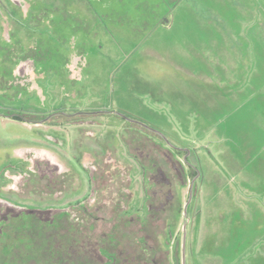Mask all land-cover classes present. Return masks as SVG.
<instances>
[{
	"label": "rangeland",
	"instance_id": "obj_1",
	"mask_svg": "<svg viewBox=\"0 0 264 264\" xmlns=\"http://www.w3.org/2000/svg\"><path fill=\"white\" fill-rule=\"evenodd\" d=\"M4 27L8 36L3 37ZM60 29L67 39L73 35L85 41L88 52H93L91 79L82 87L66 85L65 89L58 80L47 81L44 94L34 92L23 99V106L48 117L58 110L73 114L117 109L130 119L140 118L148 126L157 127L165 139L149 135L162 148H153L136 132L132 140L131 134L126 135V128L131 126L127 121L102 116V112L53 116L43 125L0 117V168L12 167L14 150L28 145L48 147L75 168L91 153H100L104 167L100 177H106L105 172L115 163L119 164V174L110 183L107 178L104 183L101 179L104 185L98 195L100 203H96L99 211L93 206L97 222L76 214L85 219V226L94 223L95 229L83 235L90 236L92 243L111 232V216L121 212V206H114L119 196L107 184H116L115 189L118 186L121 190L126 174L132 189L129 212L133 224L128 225L130 217L123 215L128 224L124 219L118 221L116 231L127 254H140L135 240L150 235L156 263L264 264V0H186L175 12L163 0H24L22 5L15 0H0V47L13 35L28 53L37 44L44 46L51 36L56 47L55 35ZM18 48V44L12 45L8 51L18 53ZM68 55L50 53L41 65L61 73ZM1 64L11 67L9 62ZM112 71L113 84L109 85ZM141 87L152 91H133ZM108 89L117 96L110 107L105 106ZM1 103L18 108L16 102ZM125 139L136 142L131 151ZM101 141L112 151V163H103L109 154L102 151ZM166 149L173 152L185 171L183 185L174 181L175 173L163 171L175 183L172 191L179 198L180 208L171 219L163 213L158 226L142 228L149 180L148 172L133 155L146 163L148 157L163 162ZM77 170L80 178L73 180L65 193L47 194L40 183L21 186L19 197L1 195L26 209L60 211L89 195V177ZM111 199L114 201L104 202ZM41 217L51 219L53 215ZM24 221L32 224L27 235H33L34 241H40L38 249L45 250L34 249L29 257L22 252L24 258H10L39 264L38 260L49 255L46 248L54 242L63 243L66 230L52 229V233L36 217L22 219L21 225ZM59 224L62 227L64 221ZM142 254L145 260L139 256L131 264H146L153 259L148 252ZM54 258L59 259L57 254ZM65 258V264H76L75 258Z\"/></svg>",
	"mask_w": 264,
	"mask_h": 264
},
{
	"label": "flooded vegetation",
	"instance_id": "obj_2",
	"mask_svg": "<svg viewBox=\"0 0 264 264\" xmlns=\"http://www.w3.org/2000/svg\"><path fill=\"white\" fill-rule=\"evenodd\" d=\"M23 2L24 0H15V3L18 5H22ZM25 8L26 7H23V10L26 13ZM52 20L54 19H50V22H52ZM52 26L51 28H54V25ZM4 36H8V30L6 27H4L3 37ZM55 36L57 43L56 47H54L53 38L51 36L49 42H47L44 46H39L37 44V47L30 53H28L27 47L23 46L22 43L16 39V36L13 35V37H10L9 39H6L7 37L4 39L2 43L3 46L0 47V62H9L11 67H6L2 64L0 65V117L9 118L20 122L43 125L50 117L53 116L73 117L77 114L98 115L102 112V116L115 118L119 117L127 121L131 125L126 128L127 137L132 135L133 137H131V139L134 140V137H137L135 132L137 134L139 133L140 137L143 136L144 138H147V141L152 143L153 148L160 150L162 148L161 145L157 143L156 140H151L152 137L149 135L152 133L162 140L165 139L157 127L152 128L148 126V124L145 121H142L140 118L130 119L127 114L117 109L113 110L112 108H106L105 110L95 112L84 111L73 114H68L62 110H58L53 112L48 117L44 114L40 115L42 113L39 111L37 112L27 110V108L23 106V99L27 98V96H32L34 92H39L41 95L44 94L43 84L47 81L58 80L61 84L64 83L62 88L65 89L66 85H70L71 87H75V85L81 86V84L83 85V82H89L91 79L89 78L90 68L92 66L90 65V59L93 58L92 56L94 55L93 52L92 54L88 52L89 47L86 46L87 43L85 41L78 40L77 36L72 37L73 35H70V37L67 39L64 36V31L61 29ZM16 44L19 46L18 53H9V47ZM31 46L34 47V44ZM50 53H69V55L64 59V66L61 73L60 71L58 72L41 65V63L47 62ZM130 58L131 57H128V60H130ZM125 62L126 61H124V63ZM113 75L114 73L112 71L109 74V85L113 84ZM116 82L118 83V79ZM24 94L26 95L24 96ZM105 95L107 96L105 106H112L117 96L115 97L112 89H108ZM4 100L11 103L16 102L18 108H13L11 105L2 104L1 101ZM42 100L43 103H46V96H43ZM43 103L42 105H44ZM137 106L142 105L141 103H138ZM2 107L5 108L4 112H1ZM142 109L145 110L144 108ZM143 113L146 114L145 111H143ZM138 141L139 139L137 142ZM124 143L129 151H131V149L136 145L135 141H132L131 143L128 142L127 139H125ZM99 144L101 145L102 151L105 150L106 152L107 150L109 154L107 157L105 155V160L103 163H112L114 158L111 157L112 151L110 152V148L103 144L102 141ZM137 150H139V147H137ZM164 151V156L162 157L164 163L161 162L160 159H152L150 157H148L149 161L146 163L132 154L145 170V172H148L147 179L149 180V188L147 190V194L149 200L146 203L147 214L145 218H141L140 225L142 228L149 227L151 224L157 225L159 222H161V219H163V213L168 215V219L173 218L177 215L180 208L179 198L177 197L175 191H172V186H174L175 183L171 182L169 178L166 177L167 175L165 176L163 171L166 172L167 170L168 173H175L176 178L174 181L179 183V185H183V183L186 181L184 179L185 171L183 169V165L178 159L175 158V155L171 150L166 149ZM131 153H133V151ZM13 156L14 165L12 167L8 168V166H6L0 168V264H25V262L22 263L21 259H14V257L10 258V256L22 258L21 256L23 250L38 249V244L35 242L24 243L21 241L20 237L21 234H23V227L21 223L22 219L25 218L23 215H31L32 217H36L37 219H41L48 223V221H53L54 217H56L58 214H62L61 216L64 217L66 232L67 230L70 232L72 229L84 234L92 232L95 229L94 223H90L89 227H87L85 226V219L76 214H83L84 218H92V220L94 219L93 222H97L94 217L93 206L95 207L94 210L96 212L99 211L100 208L96 206V203H100L98 200V195L103 187L102 185H104L102 184L101 179L103 180V183L105 178H107V181L109 180L107 183H110L112 179L114 180L115 176L116 179H118L117 175L119 173L117 172V167H119V164L115 163V169L112 167L111 171L105 172L106 177L101 178L100 175L104 172V167L101 162L102 157L100 156V153L95 155L91 153L92 157L89 156L83 158L82 161H79V168H75L72 164H67L66 160H62L55 151L45 146L28 145L18 147L14 150ZM15 170L16 173H14ZM76 170L78 172L84 171L87 173L90 182L89 195L84 197L76 204L64 207L60 211H55V209L52 208L44 210L36 208L26 209L21 204H19L18 201L15 202L5 197V194L7 193H9V195H16L19 197L22 188L21 186L28 188V186H36L40 183L45 188V192L47 194L51 192L57 194L62 192L65 193L66 189L69 188L70 183L73 182V180H78L80 178V174L78 173L77 175ZM100 170L101 172L98 177ZM128 177L129 175L124 174L125 186L121 190L118 186L115 189L114 186H116V184L114 186L107 184L108 186L113 187L114 190L111 187L110 190L115 191L117 196H119L115 199L116 201L114 206H121L120 213L126 217H130L132 215L129 211L131 207L130 202L133 200L132 189L130 188V177ZM1 192L5 194L1 195ZM111 201L114 200H105L104 202L108 204ZM117 203L120 204L117 205ZM43 214H51L53 217H51V219H44L41 217ZM111 217L115 218L116 216L113 214ZM130 219L131 223L133 224V218L130 217ZM112 230L113 229L111 227V231ZM151 244L150 235H145L141 243L137 242V246L140 248L144 247L143 249H145L146 252L150 249L155 250L154 245ZM60 245L67 248L68 250L72 246L76 247L75 243L70 242H66V244H57L56 246L59 247ZM108 246V243L103 244L98 242H80L79 245H77V248L84 250V252L87 249H94L96 250L95 253L101 258L102 253L100 250ZM37 262H39V260Z\"/></svg>",
	"mask_w": 264,
	"mask_h": 264
},
{
	"label": "trees",
	"instance_id": "obj_3",
	"mask_svg": "<svg viewBox=\"0 0 264 264\" xmlns=\"http://www.w3.org/2000/svg\"><path fill=\"white\" fill-rule=\"evenodd\" d=\"M186 1V0H163L164 4H166L169 9L172 11V12H175L180 5H182V3ZM109 19H111L109 17ZM118 20V19H117ZM116 24V23H115ZM120 24H121V21H120ZM129 75V74H128ZM136 76V75H135ZM137 79V78H136ZM121 81L124 83H128L130 84V82H127V81H124L123 78H121ZM134 85V84H133ZM143 85V84H142ZM144 88V87H143ZM141 87V89H136V90H133L135 92H140V93H143V94H150L151 91L150 89L147 87V89H143ZM120 214V216H119ZM116 215L115 218H113V226H112V231L111 232H108V233H104L99 240H96V242L98 243H103V244H107L108 243V247L106 248H102V250H100V252L102 253V257L100 258V256L98 254H96V250H90V249H87L85 250H82V249H78L77 248V245H79L80 242H87V243H92V238L90 236H83L84 234H81V232H78V231H75V230H70V232H65V234H63V243L66 244V242H70V243H75L76 244V247L75 246H72L70 247V249L68 250L67 248L65 247H62L61 245L58 247L56 246L57 244H63V243H60V242H54V246H49V248H46V249H49V255L46 256V258L44 260H39V264H65L66 262V258L65 256L67 257H73L75 258V263L76 264H82L81 262H83V264H101V261L107 263V264H117L118 262H128V263H132L131 261L135 262L139 259V256L143 257L144 260H145V257H144V254L142 253H145L146 250L143 249V248H140V254H138L137 256H133V255H130V254H127L126 253V250L122 249V246L124 243H121L120 240L118 239V232L116 231L117 228H118V221H122L124 219L123 215H121V213H119ZM23 217H25L24 219H29L31 218L32 216L31 215H23ZM63 219L64 221V218L63 216H60L59 219L54 217V220L53 221H48V223L44 222L43 220L39 219L42 223H45L47 226H48V229L50 230V232H52V229H59L58 231H63L66 230L65 229V222H64V225H62V227H60V224H62L61 220L60 219ZM130 219V218H129ZM125 224H128V218L125 220ZM31 222V221H30ZM133 222V221H132ZM24 224L22 225L23 227V234H21V241L24 242V243H40V241H34L33 239V235H27L26 232H30V229H31V226L32 224H29V221H24L23 222ZM131 219H130V222L128 225H131ZM124 226H127V225H124ZM64 228V229H63ZM63 229V230H62ZM53 233V232H52ZM60 233V232H59ZM54 235L56 236V233H54ZM89 235V233H88ZM9 236V234H8ZM144 238V237H143ZM143 238H139L138 240L136 239L135 242H139L141 243L143 241ZM14 240V239H13ZM43 243V242H42ZM57 243V244H56ZM31 248V246H30ZM24 249V248H23ZM9 250V249H8ZM7 250V252H8ZM37 250H41V251H44L45 249L44 248H40V249H37ZM23 255L24 256H30L32 249H28V250H23ZM147 252L150 253L151 256H153L151 259V262H146V264H149V263H152V264H162L160 261L156 263V259L155 256L157 255V253L155 252L154 249H150L148 250ZM66 253L68 255H66ZM57 254V257L59 259H55L54 256ZM22 258H24L23 256H21ZM45 257V255H44ZM100 258V259H99ZM90 259H92V261H90ZM143 260V261H144Z\"/></svg>",
	"mask_w": 264,
	"mask_h": 264
}]
</instances>
